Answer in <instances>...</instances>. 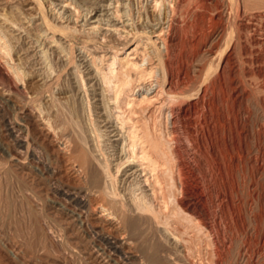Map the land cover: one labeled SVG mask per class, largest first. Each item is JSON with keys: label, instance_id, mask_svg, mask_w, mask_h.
I'll list each match as a JSON object with an SVG mask.
<instances>
[{"label": "rangeland", "instance_id": "obj_1", "mask_svg": "<svg viewBox=\"0 0 264 264\" xmlns=\"http://www.w3.org/2000/svg\"><path fill=\"white\" fill-rule=\"evenodd\" d=\"M53 1L62 2L55 11L48 0H43L46 10L44 15H40L36 0H0L1 27L7 28L4 20L8 18L26 26L29 32H34V24L32 26L23 16L32 15L38 23L41 17L51 14L49 19L60 27L63 34L57 30L56 39L64 40H60V45H68L64 46L63 60L52 53V47H48L52 44L44 38H40V43L36 44L35 35L23 39L26 34L22 32L23 37L16 39L18 31L12 32L9 28L7 31L11 37L16 33V37L11 38L9 56L13 57L0 54V264H131L133 261L138 264H189L184 252L172 245V241L164 234H158L156 240L147 238L150 244L156 242V252L142 249L141 245L147 244L146 237L137 236L124 245V255L127 252L128 259L123 254L113 253L96 231L119 237L121 231L117 224L88 213L58 190H87L85 176L78 170L75 159L79 149L74 148V142L68 146L63 144V137L84 122L87 101H93L95 88L99 91L97 78L91 77V58L104 53L108 58L115 47H120L121 54L125 55V51L139 39V36H130L129 42L121 46L116 34L108 32L105 39L100 33L89 31V23L100 15L103 19L101 30L106 32L110 27L107 19L118 8L124 16L123 20L128 18L129 23L125 21L134 34L143 27L157 31L161 26L167 31L169 24L164 4L161 9L154 10L152 0ZM59 12L66 14L64 17L55 16ZM70 14H75L77 24L69 21L67 17ZM47 33L49 36L53 34L51 31ZM169 33L173 39V46L167 56L171 70L169 76L173 83L171 90L179 92L176 102L180 100L176 107L185 106L190 101L194 103L191 115L177 124L180 161L186 173L183 179L188 188L182 198L190 208L194 207L192 211L203 216L201 221L207 225L208 233L214 240V245H209L210 249L223 253L215 258L218 261L210 260V257L206 263V255L202 257L201 254H195L192 259H203L204 264H264V169L252 174L247 172L246 177L238 175L240 185H235L225 172L223 152L215 143L219 133H214L220 130L219 110L215 106L224 103L221 107L227 117L228 105L237 107L241 101L238 119L244 131L251 135L249 142L253 145L258 135L264 147V0H181ZM160 42L157 43L161 47H158V51L163 53L164 45ZM147 47L153 51L156 46L149 44ZM40 49H47L43 58H40L41 52L37 53ZM156 54L155 61H159ZM45 58L50 63L49 60L44 63ZM222 59L226 62L224 66H221ZM41 60L44 64L39 66ZM12 64L18 67L19 72H15ZM99 66L105 67L106 62ZM46 117L50 120V126L42 124L41 119ZM10 128L15 130L12 132ZM19 134L24 138L23 147L15 141ZM251 177L258 183L249 184ZM205 240L204 237L201 243L204 244ZM136 242L138 247L133 245Z\"/></svg>", "mask_w": 264, "mask_h": 264}, {"label": "bare ground", "instance_id": "obj_2", "mask_svg": "<svg viewBox=\"0 0 264 264\" xmlns=\"http://www.w3.org/2000/svg\"><path fill=\"white\" fill-rule=\"evenodd\" d=\"M31 1L34 2L35 0H31ZM36 1H38L36 5L38 6L41 12L40 15L41 14L44 15L46 7H44L43 0H36ZM48 2H50L52 8L56 11L57 5H60L62 1L56 3L53 0H48ZM180 3L181 0H152V6L154 10L156 9L159 10L160 7L162 8L163 4L166 8L165 15L169 24L167 26L169 27L168 30L166 29L167 31H165L164 28L161 26L157 31L154 30L153 28L152 30H147V28L145 29V27H143L141 31L137 30L139 32H135L134 34L133 31H130L128 29V25H129L128 18L125 19L128 22L126 23V21L123 20L124 16L120 13V10L118 8H115L111 17L107 19L108 20L107 23L110 27L108 29L106 27L107 29L106 32H103V30H101L102 25L100 23L103 22V19L100 17V15H98L97 18L93 19L91 21L92 23H89L91 25L89 27V31H92L96 34L100 33V35L103 38H105V35L108 32L109 33L113 32L114 34H116L115 35L117 37L116 39L121 40L119 43L121 44V46L129 42L130 36L131 37L139 36V39L136 40V42H134L136 43L134 46L129 47L125 51L126 52L125 55L121 54L122 52H120L119 49L120 47L119 48L115 47L114 51L108 58L105 57V53L104 54L98 53L99 55H96L94 53L95 56L93 55V57L91 58L90 66L93 67V69H91L92 72L91 77L92 79L97 78L96 85H99V91L97 90V88H95V92L93 90L94 93L93 101L95 99L94 103H92L93 101L91 102L90 100H88L86 106L84 104L86 117H84L85 118L84 122L79 123L82 124L81 126L77 123L80 129L78 130V127L77 129L74 128L75 124L72 122L74 125L73 127L74 130L72 129L73 130L71 131L72 133L69 132L67 135H64L65 137H63L64 139L63 144H66V146H68V145H72L73 144L72 142H74L76 144V145L74 144L75 145L74 148L79 149V152H77L78 154L75 156V159L77 162V168L79 166L78 170L82 172L85 176L87 182V190L86 192H82V191L74 192L64 188L63 189L59 188L58 190L59 192L65 194L68 198L72 200V202L80 206L82 209H86L88 213L97 214L99 217L108 220L110 223L117 224V228L121 231V235L119 237L118 236L112 237V235H106L102 231H96V234L108 245L109 249L112 250L113 253L124 255V250H123L124 245L127 242L130 243L131 242L130 240L133 239V237L139 236V237H144V239L146 237L145 242H147L148 241L147 238L149 239V237L155 238L156 240V238L159 237L158 234H164L167 236V238H169V240L172 241L171 242L172 245H175V247L177 246V248L180 249L181 252H184L186 257L189 258L188 260L189 264H204L202 262L203 261L202 257H204L205 255H206V259H208V261H206L207 263L209 262L210 257H211L210 260L212 259L215 260L216 257L218 258V256H220L223 253L221 254L220 252L216 253L215 251H213V249L212 250L210 249L211 247L209 245L212 244L214 245V240L211 238V235L208 233L209 228L205 223L202 222L203 216L202 217L200 215L198 216L197 214L198 212H196L194 209H193L194 211H192L191 208L193 206L190 208L188 202H186L185 199L182 198L183 193H185V191H187L188 188H186L187 184H185L186 181L183 179V177H185L184 174L186 173L183 167L184 164H181L180 161L179 148L177 143L179 139L177 124L183 119H187L188 116L191 115L190 112H191L192 104L194 103L190 101L185 106L176 107V103L180 101L179 100L176 102V100L179 99L176 96L178 95L179 92H175L171 90L172 88L171 84L173 86V83L169 76V73L171 72L169 67L170 61H167V56L173 46V39L170 36L171 34L169 33V30L172 26L175 14L177 12ZM62 14L61 12H59V14H55V16L60 15V17H64L66 13L63 15ZM74 15L75 14L73 15L70 14L67 18L69 19V21L75 22L74 24H77L76 23L77 20ZM49 17L46 14V16L41 17L40 22L36 23V20L33 19L32 15L31 16L24 15L23 18L27 19V22L32 24V26L34 24L35 26L34 32H32V30L29 32V29H27L26 26L20 25L19 23L13 20L10 21L8 18H5L4 21L7 22V28H5L6 26L1 27L2 24H0V54L7 57L11 54V48H12L11 38L13 37L14 39L16 37V36L14 37L16 33L13 35L11 33L12 35L11 37L10 34L7 33L9 28V30H11L12 32L14 31L19 32L18 37H16V39L17 38L21 39L23 37V35H21L22 32H25L26 34V37L23 39H26L28 36L33 37L35 35L33 38L36 40L35 42L36 44H38L37 42H39L40 38L42 39L44 38L46 42L49 41V43L52 44V46H48V47H52L51 50L53 51L52 53L57 54V56L62 57L63 59L64 58L63 52H65L66 50V48L64 50V46L66 45L65 44L64 45L62 44L63 46L60 45V42L64 40L63 39L61 40V38H59L58 40L56 39L58 37L57 36L55 37L56 31L58 30L60 33L62 30L60 29V27L58 28V25L56 26L53 23L54 21L52 22V20L49 19ZM95 22L97 24H94ZM65 27L63 26V28ZM48 31L53 32V34L49 36V34L47 33ZM30 33L33 35H31ZM60 34H62V32ZM144 38L147 39L145 40ZM159 42L161 44L163 43L164 45L163 53L161 52V50L158 51V47L160 46H157V43ZM149 44H153L156 46L154 47L153 51L148 50L147 46ZM96 46L98 47V44ZM141 48L143 49L141 50ZM47 49L46 50L40 49L39 51H37V53L41 52L40 58H43L42 56H45L44 53H46ZM140 50L141 53L139 54ZM155 53H158L156 54L157 57H159L158 58L159 61L157 60L158 62L155 61L156 60L154 56ZM46 59L47 58H45L44 63L49 60ZM42 61L43 60H41V63L40 61H37L38 64L39 63L41 64L39 66H42V64H44L42 63ZM104 62H106L105 67L99 66V65H103ZM224 63L226 62L222 59L221 66H224ZM11 67L14 68L16 73L19 72L18 67L15 64H12ZM221 68L223 69V67ZM81 78H82V82L84 83V78L83 77ZM8 79L10 80L11 78L8 77ZM166 84L168 87L166 86ZM165 86L167 87V89L165 88ZM226 97L228 96L226 95ZM241 103L242 102L239 101L237 107L233 105L230 106L229 104L228 105L229 113H227L228 114L227 117H226V113L222 111L223 109L221 107L223 106L224 103H221V105L218 103L217 106H215V109L217 108V110H219L218 122L220 124V128H219L220 130L214 132V133H219V136H217L218 137L217 142L215 143L216 146L219 145V149H221L223 152V164L225 166V170H226L225 172H227L226 174L231 176L232 182L237 186L240 185V182L237 179L238 175H243L246 177L247 172L248 173L250 172L252 174V172L256 173V171H260V170L262 172L263 171L262 169H264V165H263L264 147H262L259 141L260 136L257 135L254 139L253 145H251L249 142V137L251 135L248 131L246 130L244 131L243 124L240 123L238 119L239 110L242 107ZM41 120L43 122L42 124H45L47 126L48 124L49 126L51 125L48 117L43 118ZM76 120L75 122H77ZM72 121L74 120L72 119ZM72 123L70 122L71 126H73ZM204 123H205V119H204ZM187 125H189V123ZM10 129L12 132L13 130H15L14 128H10ZM72 134H74L75 136ZM15 141H17L20 147L24 146V138L20 134L17 135V139ZM252 148H254V150ZM217 151L218 150H216V152ZM215 154L217 155V153ZM69 159H71V157ZM242 183L244 184L245 182ZM248 183L257 184L258 182L255 180L254 177H251ZM161 236L162 235H160V237ZM204 237L206 239L204 242V244L206 243L205 245L201 243V241L204 240ZM137 240L139 241V239ZM148 242L147 244H150ZM154 242L150 245L143 244V246L141 245V248L149 252L152 251V253L156 252L155 250H157V245L156 242L155 243ZM133 245L135 247L139 246V244L137 245V242L135 244L133 243ZM74 248L76 249L75 246ZM167 253H169L168 250ZM127 254L128 253L126 252L124 257L128 259L129 256ZM195 254H199V256L201 254L202 261H198V260L195 261L196 259L195 260L192 259V257L195 256ZM141 260L142 258L140 259V261ZM133 262L130 263L133 264ZM134 264H138V262H134Z\"/></svg>", "mask_w": 264, "mask_h": 264}]
</instances>
